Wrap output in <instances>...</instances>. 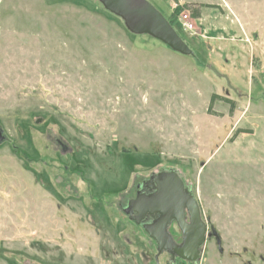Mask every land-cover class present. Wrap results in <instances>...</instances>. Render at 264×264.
Returning a JSON list of instances; mask_svg holds the SVG:
<instances>
[{
    "label": "rangeland",
    "instance_id": "374dc122",
    "mask_svg": "<svg viewBox=\"0 0 264 264\" xmlns=\"http://www.w3.org/2000/svg\"><path fill=\"white\" fill-rule=\"evenodd\" d=\"M148 1L194 54L98 0H0V264H164L123 210L163 169L220 239L184 263L264 264V0Z\"/></svg>",
    "mask_w": 264,
    "mask_h": 264
},
{
    "label": "flooded vegetation",
    "instance_id": "af4514ba",
    "mask_svg": "<svg viewBox=\"0 0 264 264\" xmlns=\"http://www.w3.org/2000/svg\"><path fill=\"white\" fill-rule=\"evenodd\" d=\"M127 208H130L129 212ZM123 210L156 243V260L166 254L164 264L198 261L206 244L214 237L218 240L217 232L203 216L196 195L173 169L154 172L136 182L134 194ZM163 222L167 225L160 232L158 225Z\"/></svg>",
    "mask_w": 264,
    "mask_h": 264
},
{
    "label": "water",
    "instance_id": "95a60500",
    "mask_svg": "<svg viewBox=\"0 0 264 264\" xmlns=\"http://www.w3.org/2000/svg\"><path fill=\"white\" fill-rule=\"evenodd\" d=\"M112 13L120 16L127 28L136 34H149L185 55L194 54V50L181 37L164 14L148 0H98ZM5 140V134L0 127V143ZM65 147V146H64ZM127 212L130 208H127ZM166 223H160V232L165 230ZM218 241H220L218 237ZM191 258V260H195Z\"/></svg>",
    "mask_w": 264,
    "mask_h": 264
},
{
    "label": "built area",
    "instance_id": "2783aa9c",
    "mask_svg": "<svg viewBox=\"0 0 264 264\" xmlns=\"http://www.w3.org/2000/svg\"><path fill=\"white\" fill-rule=\"evenodd\" d=\"M181 21L183 25L189 30L193 31L196 27L190 12L189 13L185 12L181 17ZM182 264H186V263H182Z\"/></svg>",
    "mask_w": 264,
    "mask_h": 264
},
{
    "label": "trees",
    "instance_id": "16d2710c",
    "mask_svg": "<svg viewBox=\"0 0 264 264\" xmlns=\"http://www.w3.org/2000/svg\"><path fill=\"white\" fill-rule=\"evenodd\" d=\"M195 16L199 17L200 12L196 11V13H194ZM168 20L171 22V24L175 27V25L173 24V22L171 21L170 18H168ZM175 29L179 32V30L175 27ZM180 33V32H179ZM181 35V34H180ZM183 37V35H181ZM212 99H215V95L212 97Z\"/></svg>",
    "mask_w": 264,
    "mask_h": 264
}]
</instances>
